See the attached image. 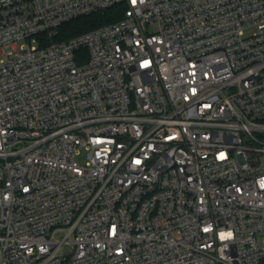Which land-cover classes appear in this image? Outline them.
<instances>
[{
  "label": "built area",
  "instance_id": "obj_1",
  "mask_svg": "<svg viewBox=\"0 0 264 264\" xmlns=\"http://www.w3.org/2000/svg\"><path fill=\"white\" fill-rule=\"evenodd\" d=\"M0 55V264H264V0H0Z\"/></svg>",
  "mask_w": 264,
  "mask_h": 264
},
{
  "label": "trees",
  "instance_id": "obj_2",
  "mask_svg": "<svg viewBox=\"0 0 264 264\" xmlns=\"http://www.w3.org/2000/svg\"><path fill=\"white\" fill-rule=\"evenodd\" d=\"M125 6L123 4L113 5L103 11L93 12L78 16L58 26L56 41L65 40L100 25L119 20L123 16Z\"/></svg>",
  "mask_w": 264,
  "mask_h": 264
},
{
  "label": "rangeland",
  "instance_id": "obj_3",
  "mask_svg": "<svg viewBox=\"0 0 264 264\" xmlns=\"http://www.w3.org/2000/svg\"><path fill=\"white\" fill-rule=\"evenodd\" d=\"M250 32V31H249ZM0 58H1V55H0Z\"/></svg>",
  "mask_w": 264,
  "mask_h": 264
}]
</instances>
